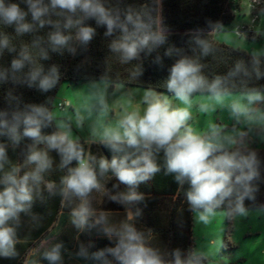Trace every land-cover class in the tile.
I'll return each instance as SVG.
<instances>
[{
  "label": "clouds",
  "instance_id": "1",
  "mask_svg": "<svg viewBox=\"0 0 264 264\" xmlns=\"http://www.w3.org/2000/svg\"><path fill=\"white\" fill-rule=\"evenodd\" d=\"M19 3L0 0V24L14 26L16 36L32 35L31 43L21 47L10 66L0 67V84L12 83L35 88L41 93L55 89L61 74L56 65L45 69L40 61L50 58L49 51L75 54L77 46H87L94 38L96 28L86 23L94 20L106 28L104 35L114 37L110 51L122 63L138 60L141 53L150 54L167 41L163 29L154 30L148 13L128 8L124 11L106 5L105 0H20ZM146 17H148L146 19ZM211 23V22H210ZM45 27L51 30L46 37L36 35ZM215 27L219 28L217 23ZM202 53L210 51L208 43L197 39ZM5 51L17 52L12 38L0 31V56ZM165 56L177 59L169 69L166 89L183 106H174L170 100L153 90H146L143 111H125L115 126H105L99 132V143L111 152V159L86 151L79 137L73 133L70 121L58 120L47 103H23L20 97L8 93L9 109L0 110V257L16 258L18 228L22 216L37 224L41 217L32 212L34 202L59 195L71 205L70 222L80 232L96 229L114 242V246L89 251L92 243H81L76 257L97 264H203L204 256L198 250L171 252L162 249L149 238L150 232L137 227L141 209L137 205L145 200L137 189L141 183L152 179L162 170L185 191L189 209L203 225H208L217 212L227 209L229 219L249 214L245 201L255 203L262 179V165L257 151L246 146L244 137L225 135L215 125L207 131H196L190 121L192 98L207 92L213 99L227 95L226 77L217 76L209 81L196 59L181 54L170 46ZM155 63L162 65L160 55ZM247 71L237 64L228 74L236 76ZM137 69L133 75H141ZM257 76L260 73L257 72ZM96 106L106 111V98L96 86ZM264 104V92L252 88L245 94L244 102H233L230 112L234 118H249L255 113L258 124L264 126V111L254 106ZM202 111L208 109L201 104ZM77 126L80 124L78 122ZM45 129H52L45 132ZM24 147L21 163H13L8 147ZM59 156L57 165L63 175L57 184L46 175L54 166L50 153ZM163 154V162L160 155ZM105 177L115 178L116 191L102 183ZM127 186L119 191V185ZM108 199L123 206L125 214L113 220L110 211L93 206V194L101 192ZM264 211V205L260 206ZM64 245L54 243L43 251L49 264H63Z\"/></svg>",
  "mask_w": 264,
  "mask_h": 264
},
{
  "label": "trees",
  "instance_id": "2",
  "mask_svg": "<svg viewBox=\"0 0 264 264\" xmlns=\"http://www.w3.org/2000/svg\"><path fill=\"white\" fill-rule=\"evenodd\" d=\"M247 1L253 0H105L106 5L113 9L124 11L131 8L134 11L148 13L153 29H163L166 32V43L150 54L141 53L138 60L125 64L110 51L109 44L114 37H106L104 35L106 28L97 26L94 20H89L86 23L95 27L97 34L87 46H77L75 54L67 50L63 54L49 51L50 58L40 61L45 69L52 65L58 67L61 78L57 87L48 93H41L35 88L14 84L11 81L0 84V110L9 109L7 96L11 92L20 97L22 104L47 103L53 111L57 92L67 83L106 82L110 84L111 91L119 84L172 94L167 91L166 82L169 69L177 57L164 55L170 46L179 49L181 54L196 59L201 65L202 74L209 81L217 76L226 77L227 94H246L252 88L264 92V56L253 57L244 50L217 42L210 33L218 29L215 27L217 23L220 27L231 25L243 13ZM6 2L19 3L21 8L27 10L26 5L20 3V0H6ZM50 30L45 27L36 35L46 37ZM0 31L12 38V44L17 49V52L5 51L0 56V67H8L19 49L30 44L34 37L16 36L14 26L3 24H0ZM197 39H203L208 43L210 51L207 55L202 53L201 47L196 43ZM248 39L251 40V37ZM157 55L162 57V65L154 62ZM237 64L242 65L248 74L241 72L229 77L228 74ZM137 69L141 70L142 74L134 76L133 73ZM257 72L260 76H257ZM206 94L208 93H197L194 96ZM51 130L45 129V132ZM0 142L7 143V138L0 137ZM28 143L31 142L24 140L15 149L9 146L10 161L19 163L20 154ZM247 147L257 151L261 161L264 162L263 146L253 143ZM100 150L105 157L111 159V152L102 144ZM162 157L161 153V163ZM261 172L262 179L259 182L255 203L245 201L248 210H260V206L264 205V165ZM141 185L146 186L147 189L138 191L150 194L152 197L147 198V202L139 204L141 216L137 218V227L150 232L149 238L153 243L169 252L176 248L185 252L193 249V212L189 209L185 198L188 185L180 186L173 176L165 175L163 170ZM222 210L227 212L226 208ZM232 220L227 217V233L230 231ZM227 242L228 238H226ZM32 245V241H19L16 245L19 255L12 259L0 257V264H24ZM110 246H114V242L109 239H98L95 242V251ZM206 263L205 258L203 264Z\"/></svg>",
  "mask_w": 264,
  "mask_h": 264
},
{
  "label": "rangeland",
  "instance_id": "3",
  "mask_svg": "<svg viewBox=\"0 0 264 264\" xmlns=\"http://www.w3.org/2000/svg\"><path fill=\"white\" fill-rule=\"evenodd\" d=\"M210 33L217 42L244 50L253 57H263L264 0L247 1L243 13L231 25ZM250 37L251 40L248 39ZM96 86L101 88L106 98L107 108L103 113L96 106ZM146 90L149 89L117 84L111 91L110 84L106 82L67 83L57 92L53 113L58 120L70 121L73 133L79 139L99 142L98 134L103 127L115 126L125 111L138 109L142 113V98ZM155 92L166 96L174 106H183L173 94ZM244 99L245 94H227L220 100L213 99L210 94L193 96L190 124L198 132L215 125L225 135L244 137L246 146L253 143L262 146L264 126L256 122L255 113L247 119H237L230 112L233 102L243 103ZM66 101L69 107L62 109L58 106ZM201 104H207L208 109L202 111ZM254 107L264 111V104ZM227 228L225 210H219L208 225L198 222L194 215L193 249L203 254L206 264H264V211L249 210L248 216L232 220L229 233Z\"/></svg>",
  "mask_w": 264,
  "mask_h": 264
},
{
  "label": "crops",
  "instance_id": "4",
  "mask_svg": "<svg viewBox=\"0 0 264 264\" xmlns=\"http://www.w3.org/2000/svg\"><path fill=\"white\" fill-rule=\"evenodd\" d=\"M80 141L86 148V151H90L98 157L103 155L100 150L99 142L83 139H80ZM262 146L264 147L263 144ZM50 155L54 159V166L52 171L46 175V179L58 184L61 175H63L57 168L59 156L55 152L50 153ZM23 158L24 151L20 154L19 163L23 161ZM102 183L106 185L108 190L113 192L116 191V189H113V185L118 183L115 178L111 179V177H105ZM145 189H147V187L140 184L137 190L140 191ZM118 190L126 191L127 186L120 184ZM144 196L145 200L141 203L147 202L146 199L152 197V195L147 193H144ZM92 202L97 210L110 211L113 214L114 221L123 219L125 214L123 206L110 201L103 191L94 193ZM139 204L137 207H139ZM70 209L71 205L62 201L59 195L49 196L45 191L44 200L41 201L37 199L32 207V212L41 217L39 222L34 225L29 217L22 216L21 226L17 230L18 242H33L31 249L27 253L24 264H49V262L43 258L42 253L52 244L60 242L64 245L63 264H96L95 261L76 257L75 253L79 251L81 243L88 244L91 242L93 245V247L89 249L91 252L95 251L96 240L108 238L96 229L85 232L78 231L70 222ZM194 215L195 213H193V219Z\"/></svg>",
  "mask_w": 264,
  "mask_h": 264
},
{
  "label": "built area",
  "instance_id": "5",
  "mask_svg": "<svg viewBox=\"0 0 264 264\" xmlns=\"http://www.w3.org/2000/svg\"><path fill=\"white\" fill-rule=\"evenodd\" d=\"M236 34L239 35V36H241V35H240V34H241L240 32H237ZM58 106H59L60 108L63 109V108H67V107H69L70 104H69V102L67 101V102H63L62 104H59Z\"/></svg>",
  "mask_w": 264,
  "mask_h": 264
}]
</instances>
